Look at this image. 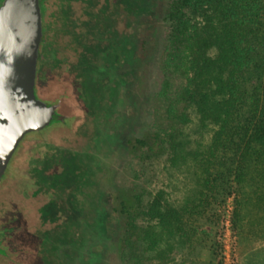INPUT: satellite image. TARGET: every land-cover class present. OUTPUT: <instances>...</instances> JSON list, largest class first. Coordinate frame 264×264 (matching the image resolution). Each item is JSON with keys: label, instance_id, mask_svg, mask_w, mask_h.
<instances>
[{"label": "rangeland", "instance_id": "obj_1", "mask_svg": "<svg viewBox=\"0 0 264 264\" xmlns=\"http://www.w3.org/2000/svg\"><path fill=\"white\" fill-rule=\"evenodd\" d=\"M80 3L83 4L76 8L77 2L73 0L71 6L56 10L54 17L56 40L61 38L69 47L77 48L80 66L60 75L47 69L42 80L35 84L36 98L55 106L58 118L64 123H51L42 131L26 135L9 163L4 180L8 192L10 179L19 173L24 175L26 164L31 160L42 161L48 194L53 196L48 199L46 212L51 233L50 242L44 247V259L35 240L28 243L25 240L23 264H57L56 245L73 240L68 228L81 211L96 216L91 228L102 250L92 258L94 264H218L221 256L223 264H264L261 228L252 226L248 216L237 226L233 223L236 197L232 184L217 190L203 214L189 217L183 211L198 190L199 154L211 138V132L201 127L194 110L189 109L188 123L173 140H166L162 152L148 154L135 143L136 139L148 140L154 125L165 126L164 105L157 100L156 93L164 80L159 61L169 27L164 19L169 0H81ZM149 9H155L151 41L130 87L131 114L125 116L126 109L117 96L121 78L115 73L121 74V61L133 53V42L131 36L129 41L122 39L125 33L119 25L121 12L124 11V16L126 12L132 14L131 32L135 22L142 25L143 17L148 23ZM169 79L173 90L183 83ZM122 126L126 127L125 134L119 136L121 139L112 151L102 154L101 167L107 171L97 182L101 173L92 152L103 146L108 132H120ZM97 184L105 195L102 198L97 194ZM126 195L138 197L141 211L155 197L161 200L162 212L166 205L182 211L183 236L175 235L173 226L165 233L157 220L155 231L165 234L153 245L140 239L137 253L141 257L133 261L127 250H121L118 241L123 220L113 212L120 209L119 202ZM146 219L140 215L138 225L145 226ZM104 224H110L114 232L105 234Z\"/></svg>", "mask_w": 264, "mask_h": 264}, {"label": "trees", "instance_id": "obj_2", "mask_svg": "<svg viewBox=\"0 0 264 264\" xmlns=\"http://www.w3.org/2000/svg\"><path fill=\"white\" fill-rule=\"evenodd\" d=\"M164 19V80L156 97L164 105L165 126L154 125L148 140L135 143L148 154L162 152L194 110L211 138L199 154L198 190L183 211L189 217L203 214L217 190L232 184L234 225L248 216L264 234V0H169ZM169 77L183 83L173 90ZM119 204L113 209L123 220L118 242L133 261L141 257L140 239L153 245L170 226L183 236V212L168 205L162 212L159 197L143 211L135 195ZM140 215L147 218L145 226L138 225ZM155 221L165 233L155 231Z\"/></svg>", "mask_w": 264, "mask_h": 264}, {"label": "flooded vegetation", "instance_id": "obj_3", "mask_svg": "<svg viewBox=\"0 0 264 264\" xmlns=\"http://www.w3.org/2000/svg\"><path fill=\"white\" fill-rule=\"evenodd\" d=\"M6 1L7 0H0V17ZM72 1L73 0H37L41 35L36 48L35 84L37 80H42L47 69H49L51 73L60 75L61 73L70 71L72 68H76V66H80L81 60L78 59L79 52L77 48L73 46L69 47V45L62 42L61 38L58 41L55 38L57 37V35L55 36L56 32L54 29L56 10L59 8L62 9V7L66 5L71 6ZM74 1L77 2L75 5L76 8L83 4L80 3L81 0ZM123 12L124 11L121 12V24H119L120 28L122 30L124 29L123 31L125 33L122 39L123 41H129V37L131 36L133 53L125 59H122L121 68L119 69L121 74L115 73V75L121 78L119 91L117 92L120 105L122 107L124 106L126 109L125 116H130L133 105L129 91L131 90V84L134 83L135 77L141 68L140 65L143 61V54L147 50V44L151 41V31L154 24L152 21L155 15L153 11L152 15L149 14L148 23L145 17L141 20L142 25L138 21L135 22L136 25L134 24V26L131 27V32H129V18L132 14L126 12L124 16ZM46 106L54 107L52 120L57 119L59 115L56 113V107L53 105ZM58 123H64V121ZM125 128L126 127L122 126L120 132H116L115 130L108 132V138L104 140L103 146L98 148V150L96 149L98 152H92L97 163H99V173H101L97 182L99 179L102 180V178H104L105 171H107L105 167H101L102 154H108V152L114 149L115 143L117 141L119 142L121 139L119 136L125 134ZM35 132L25 134L23 139L26 135ZM17 148L9 159L3 174L0 175V264H23L25 260L23 250L25 240L27 243L31 240H35V243L38 245L37 247L41 249V258L44 257V247L50 242L49 236L51 232H49V218L46 212L48 199H52L53 196L48 194V182L43 178L42 161L31 160L30 164H26L25 168H28L27 172H25L24 175L19 173L13 176L9 182L10 191L5 192L7 186L4 180L7 179L8 166ZM81 152L84 154L83 151ZM99 152H101V154ZM96 190L97 194L99 193V196H101L102 193L100 189H98V184ZM107 192L106 194L108 195L109 193ZM103 196L105 195L99 198ZM95 221L96 216L91 213L89 214L81 211L77 214V221L68 228V231L72 232L73 240L57 243L56 245L54 254L57 257V264H94L92 258L96 253L102 250V247L96 244L95 233L91 228L92 225L94 226ZM103 232L110 235L114 232V228L110 224H104ZM36 256H38L37 253Z\"/></svg>", "mask_w": 264, "mask_h": 264}, {"label": "water", "instance_id": "obj_4", "mask_svg": "<svg viewBox=\"0 0 264 264\" xmlns=\"http://www.w3.org/2000/svg\"><path fill=\"white\" fill-rule=\"evenodd\" d=\"M37 0H7L0 17V175L24 135L48 127L54 107L36 99Z\"/></svg>", "mask_w": 264, "mask_h": 264}]
</instances>
